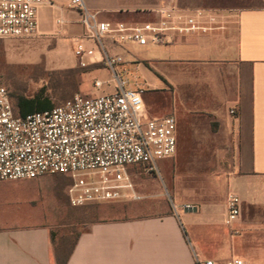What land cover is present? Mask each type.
I'll list each match as a JSON object with an SVG mask.
<instances>
[{
    "label": "crops",
    "instance_id": "crops-1",
    "mask_svg": "<svg viewBox=\"0 0 264 264\" xmlns=\"http://www.w3.org/2000/svg\"><path fill=\"white\" fill-rule=\"evenodd\" d=\"M165 2L203 10V29L168 46L129 44L114 51L125 53L127 63L145 62L159 78L155 92L171 90L173 99L164 108L176 118L177 152L162 161L172 159L176 203L165 214L92 223L80 233L67 264H197L196 258L225 263L238 253L247 262H264V0H84L101 21L112 23L155 21ZM46 3L80 13L70 0ZM74 22L82 24L80 17ZM84 45L94 47L89 41ZM70 57V68L82 69L74 52ZM231 110L236 114L228 115ZM175 111L192 118L198 112L223 115L230 126L236 159L216 199L178 198L184 182L181 163L173 158L184 148L185 136ZM230 194L240 198V216L227 225ZM0 264H58L53 230L48 225L0 227Z\"/></svg>",
    "mask_w": 264,
    "mask_h": 264
},
{
    "label": "built area",
    "instance_id": "built-area-1",
    "mask_svg": "<svg viewBox=\"0 0 264 264\" xmlns=\"http://www.w3.org/2000/svg\"><path fill=\"white\" fill-rule=\"evenodd\" d=\"M50 1L0 0V56L6 42L38 37L37 6ZM70 7L81 13L86 29L75 40L78 66L111 69L115 91L95 97L76 94L54 108L18 116L9 90L0 85V182L64 175L71 181L67 196L73 207L139 199L129 170L160 174V161L177 152V122L172 115L149 114L143 87L127 88L130 80L117 70L127 63L126 54L114 47L171 45L178 36L203 29L205 12L165 2L155 11V21L112 23L101 21L84 0H70ZM87 41L94 47H86ZM94 85L100 88L103 82L96 80ZM240 204L238 196L229 195L227 225L240 216ZM196 262L250 264L242 257L225 263L199 258Z\"/></svg>",
    "mask_w": 264,
    "mask_h": 264
},
{
    "label": "rangeland",
    "instance_id": "rangeland-1",
    "mask_svg": "<svg viewBox=\"0 0 264 264\" xmlns=\"http://www.w3.org/2000/svg\"><path fill=\"white\" fill-rule=\"evenodd\" d=\"M79 17L82 20L75 10L42 3L36 13L39 37L12 40L2 46L0 85L9 90L14 101L19 96L33 97L45 90L54 105H60L76 94L95 97L115 91L114 74L105 65L87 70L78 68V71H72L69 66L77 46L72 39L86 31L83 24H75ZM61 18L66 20L63 26L57 23ZM61 31L65 36H60ZM122 68L128 73L122 72ZM117 70L124 79L130 80L127 88H144V101L152 115L171 113L169 108H164L173 99L171 90L165 94L154 91L159 78L145 62L126 63ZM96 80H101L103 86L96 88ZM172 113L181 116L180 130L185 136L181 143L184 148L173 158L181 163L179 175L184 182L178 189V198L207 201L220 197L226 187L225 176L236 159L231 151L234 143L230 126L223 115L198 112L192 118L177 111ZM228 115L233 114L228 111ZM194 143L196 149H193ZM171 160L159 163L160 174L137 168L129 170L140 197L136 200L73 207L67 196L71 181L64 175L0 182V227L48 225L57 244L66 242L71 246L92 223L173 211L176 173L171 170ZM192 166L196 169L191 170ZM236 257L244 256L238 253Z\"/></svg>",
    "mask_w": 264,
    "mask_h": 264
},
{
    "label": "trees",
    "instance_id": "trees-1",
    "mask_svg": "<svg viewBox=\"0 0 264 264\" xmlns=\"http://www.w3.org/2000/svg\"><path fill=\"white\" fill-rule=\"evenodd\" d=\"M2 55L3 53L1 50L0 63H1ZM82 70H87V69H82ZM72 71H78V69H72ZM11 99L14 104L16 114L18 116H25L30 113L44 111L57 106L54 105L52 100L45 94V90H41L38 94H36L33 97L19 96L17 100L14 101V99L11 96ZM67 179L69 178L67 177ZM79 236L80 234L71 243V246H67L66 242H61L57 244L55 240V234L53 232V242L56 245V261L58 262V264H67L68 259L71 255V251L75 247Z\"/></svg>",
    "mask_w": 264,
    "mask_h": 264
}]
</instances>
